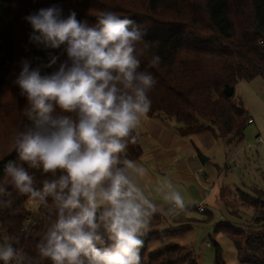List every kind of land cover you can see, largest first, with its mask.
<instances>
[{
	"label": "clouds",
	"instance_id": "9594fccd",
	"mask_svg": "<svg viewBox=\"0 0 264 264\" xmlns=\"http://www.w3.org/2000/svg\"><path fill=\"white\" fill-rule=\"evenodd\" d=\"M94 16L90 25L53 6L22 17L28 43L46 51L47 62L33 67L21 58L12 81L27 123L12 134L15 159L0 156V210L26 198L41 228L28 252L14 248L20 238L0 224L2 264H144L154 218L188 210L170 177L162 173L149 188V169L128 156L157 84L141 68L147 28L109 10ZM160 62L153 54L148 67ZM218 196L217 183L204 204Z\"/></svg>",
	"mask_w": 264,
	"mask_h": 264
},
{
	"label": "trees",
	"instance_id": "16d2710c",
	"mask_svg": "<svg viewBox=\"0 0 264 264\" xmlns=\"http://www.w3.org/2000/svg\"><path fill=\"white\" fill-rule=\"evenodd\" d=\"M53 6L62 9L64 17L75 11L78 20L90 25L95 23L96 12L109 10L146 27L149 52L141 57V68L157 80L149 94L152 105L147 116L174 121L180 136L207 132L229 145L243 140L250 117L243 106L233 102V94L226 97L223 90L229 86L234 91L239 81H264V0H0V156L5 160L15 159V153L8 155L12 134L27 123L22 116L26 103L12 84L19 60L32 59L33 67L47 62L46 51L28 43L31 29L22 17ZM153 54L161 62L150 68ZM128 156L135 161L142 156L139 136L138 143L129 146ZM5 179L0 162V181ZM42 179L37 173V180ZM240 194L243 204L252 202L250 225L240 229L219 222L213 233L232 242L239 263L264 264V192L258 194L260 198ZM26 204V198H20L11 210H0V224L20 238L14 248L22 245L31 252L41 224L38 212ZM162 217L154 218L151 228ZM211 217L207 213L202 222ZM178 231H150L142 250L144 264H199L188 247L167 241ZM155 243L156 248L149 251ZM211 245L213 264H225L219 245L213 239Z\"/></svg>",
	"mask_w": 264,
	"mask_h": 264
},
{
	"label": "rangeland",
	"instance_id": "374dc122",
	"mask_svg": "<svg viewBox=\"0 0 264 264\" xmlns=\"http://www.w3.org/2000/svg\"><path fill=\"white\" fill-rule=\"evenodd\" d=\"M233 92V102L243 106L250 120L254 121L246 125L241 142L229 145L207 132L183 137L185 139L172 146L164 143L162 147H156L153 139H148L138 162L149 169V188L161 179L163 173L173 180L190 207L178 217L171 214L162 217L151 231L179 230L170 234L167 241L188 247L199 264H213L212 239L219 245L225 264H241L232 242L222 234L215 235L214 226L224 222L240 229L248 227L253 216V209L249 207L252 202L249 199V203L243 204L240 193L257 198L260 192H264V81L261 78L239 81ZM164 123L169 131L176 133L174 127L177 128V124L172 120ZM203 178L211 185L218 183L223 192L217 207L205 205V211L200 213L195 209L198 204L191 201L188 186L190 182L200 183ZM156 202L161 201L156 198ZM26 206L34 211L28 202ZM207 213H211V219L202 222ZM184 227L190 228L182 230ZM157 245L151 244L149 251Z\"/></svg>",
	"mask_w": 264,
	"mask_h": 264
},
{
	"label": "crops",
	"instance_id": "0c3cea01",
	"mask_svg": "<svg viewBox=\"0 0 264 264\" xmlns=\"http://www.w3.org/2000/svg\"><path fill=\"white\" fill-rule=\"evenodd\" d=\"M164 121H169V120H164ZM164 121L161 118L155 117V116H153V117L146 116L143 119L141 126L138 129L139 143H140L141 148L143 147V145H145L147 143L148 139H150V140L153 139V143L156 147H162V145L164 143L172 146L176 142L179 143L180 141L185 139L183 137H188V136H180L179 133L177 132L176 125L174 127L176 130V133L169 131L167 129V126L165 125ZM251 123H254V121H252ZM141 129H143V130H141ZM146 133H147V136L145 137L144 135ZM194 135H196V134H194ZM190 136H192V135H190ZM145 138H147V139L145 140ZM154 145L152 146V149H154V147H155ZM143 149L144 148H142V155H143ZM206 161H208V159H206ZM136 162L138 163L139 160H137ZM198 170H199V168L197 169V171ZM203 181H204V183H203ZM206 183H207V181L204 178L200 180V183L198 181H197V183H191L190 182L188 189L190 190V193H191L190 194L191 201L196 202L197 204L200 203L204 206L207 205V204H204V200L207 197V195L209 194L211 188L216 186L217 183L216 184L214 183L213 185H211L209 183L206 184ZM219 193H220V190H219ZM218 198L220 199V194H219ZM218 198L215 201L214 207L218 206V203H217L219 201Z\"/></svg>",
	"mask_w": 264,
	"mask_h": 264
},
{
	"label": "water",
	"instance_id": "95a60500",
	"mask_svg": "<svg viewBox=\"0 0 264 264\" xmlns=\"http://www.w3.org/2000/svg\"><path fill=\"white\" fill-rule=\"evenodd\" d=\"M223 93L226 97H231L233 94V88L229 87V86H225ZM204 161H206V158H204Z\"/></svg>",
	"mask_w": 264,
	"mask_h": 264
},
{
	"label": "built area",
	"instance_id": "2783aa9c",
	"mask_svg": "<svg viewBox=\"0 0 264 264\" xmlns=\"http://www.w3.org/2000/svg\"><path fill=\"white\" fill-rule=\"evenodd\" d=\"M252 121L250 120V121H248V123H251ZM201 206H203V210H201ZM195 209L198 211V212H200V213H202V212H204L205 210H204V205H202V204H198L196 207H195Z\"/></svg>",
	"mask_w": 264,
	"mask_h": 264
}]
</instances>
